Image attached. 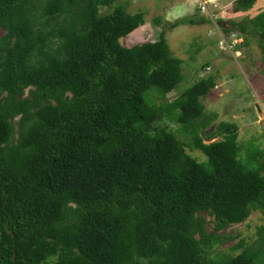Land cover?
Listing matches in <instances>:
<instances>
[{
    "label": "trees",
    "instance_id": "1",
    "mask_svg": "<svg viewBox=\"0 0 264 264\" xmlns=\"http://www.w3.org/2000/svg\"><path fill=\"white\" fill-rule=\"evenodd\" d=\"M104 3L0 0V264H261L213 254L232 238L220 232L264 216V148L251 141L242 158L225 122L204 143L214 79L165 102L184 79L165 31L124 47L145 15ZM239 29L264 40V12Z\"/></svg>",
    "mask_w": 264,
    "mask_h": 264
},
{
    "label": "rangeland",
    "instance_id": "2",
    "mask_svg": "<svg viewBox=\"0 0 264 264\" xmlns=\"http://www.w3.org/2000/svg\"><path fill=\"white\" fill-rule=\"evenodd\" d=\"M115 5L125 6L131 14L145 15L146 24L120 40L124 47L154 42L158 32L164 30L172 55L183 62V81L167 101L154 96L157 104L172 102L193 81L212 77L215 87L201 102L206 113L216 117L209 128L202 131L204 140L216 131L219 123H235L243 147L242 158L251 141L264 148V40L255 32L243 33L239 29V24H247L264 12V0L239 10H236V0H105L100 13L111 12ZM182 19L198 23L206 19V23L175 27ZM4 33L0 30V37ZM152 92L148 91L146 97ZM166 119H160V127L167 128L187 145L190 135L179 124ZM220 140L223 136L204 143ZM186 150L199 161L206 159L201 151L189 147ZM207 220L208 230L212 232L214 218L207 217ZM220 234L232 238L217 247L214 261L225 263L241 253H253L257 262L264 264V216L261 212L254 211L246 222Z\"/></svg>",
    "mask_w": 264,
    "mask_h": 264
},
{
    "label": "water",
    "instance_id": "3",
    "mask_svg": "<svg viewBox=\"0 0 264 264\" xmlns=\"http://www.w3.org/2000/svg\"><path fill=\"white\" fill-rule=\"evenodd\" d=\"M202 137H205V135H202Z\"/></svg>",
    "mask_w": 264,
    "mask_h": 264
}]
</instances>
